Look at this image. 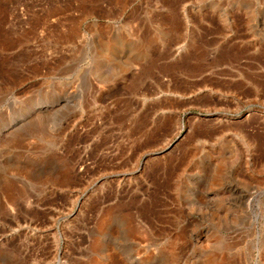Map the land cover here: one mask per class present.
<instances>
[{"label":"rangeland","instance_id":"374dc122","mask_svg":"<svg viewBox=\"0 0 264 264\" xmlns=\"http://www.w3.org/2000/svg\"><path fill=\"white\" fill-rule=\"evenodd\" d=\"M0 264H264V0H0Z\"/></svg>","mask_w":264,"mask_h":264}]
</instances>
